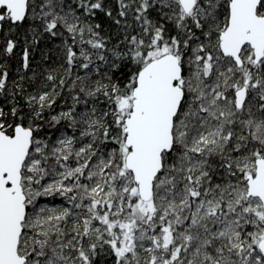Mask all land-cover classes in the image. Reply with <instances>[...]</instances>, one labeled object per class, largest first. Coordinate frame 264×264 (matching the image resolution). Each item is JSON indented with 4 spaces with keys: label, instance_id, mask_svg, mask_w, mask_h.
I'll return each mask as SVG.
<instances>
[{
    "label": "snow or ice",
    "instance_id": "obj_1",
    "mask_svg": "<svg viewBox=\"0 0 264 264\" xmlns=\"http://www.w3.org/2000/svg\"><path fill=\"white\" fill-rule=\"evenodd\" d=\"M0 264H264V0H0Z\"/></svg>",
    "mask_w": 264,
    "mask_h": 264
}]
</instances>
